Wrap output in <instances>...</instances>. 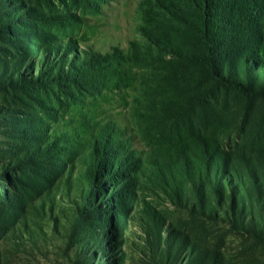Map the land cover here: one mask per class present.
Returning a JSON list of instances; mask_svg holds the SVG:
<instances>
[{"label": "rangeland", "instance_id": "rangeland-1", "mask_svg": "<svg viewBox=\"0 0 264 264\" xmlns=\"http://www.w3.org/2000/svg\"><path fill=\"white\" fill-rule=\"evenodd\" d=\"M114 47L116 70L74 71ZM199 49L150 0H0V264H264V226L198 206L230 181L246 218L264 210V98L218 85Z\"/></svg>", "mask_w": 264, "mask_h": 264}, {"label": "trees", "instance_id": "trees-1", "mask_svg": "<svg viewBox=\"0 0 264 264\" xmlns=\"http://www.w3.org/2000/svg\"><path fill=\"white\" fill-rule=\"evenodd\" d=\"M263 2L264 0H150V4H154L157 16L165 17L168 14V20H178L197 31L200 37V49L192 53L191 58L207 64L211 79L218 85L233 87L247 95H261L264 98V89H258L257 82L246 83L241 79L231 78L220 70V61L225 59L223 66H228L229 70L231 67L238 68L240 66L238 62L243 61L247 72L255 65V69H259L258 73L264 72V68L259 66L262 60L260 46L264 44ZM142 34L152 42L154 40L158 42L156 46L160 54L164 55L167 51L175 52L173 45H166L163 39L155 36L156 33L153 30L144 31ZM69 58L75 62L72 66L75 67L74 71L78 73V76L84 72L102 75L116 70L119 63L126 60V56L117 47L106 53L89 48L84 56L77 53ZM188 71L189 69L185 68L178 72ZM227 183L229 187L226 188V181L223 180L226 190L217 200V204L204 193L200 198L199 210L213 217L215 213L222 210L224 215L219 214L216 217L231 225L239 222L240 225L245 226L250 221L255 227L264 226V210L258 208L259 213L252 211L246 218L245 212L248 207L253 206V209H256V205L251 200H247L248 193H235L230 181ZM188 204L193 208L196 206L193 201ZM257 214L261 216L259 220ZM168 252L170 257L173 256L171 249ZM179 255L184 257L185 251L183 250Z\"/></svg>", "mask_w": 264, "mask_h": 264}]
</instances>
